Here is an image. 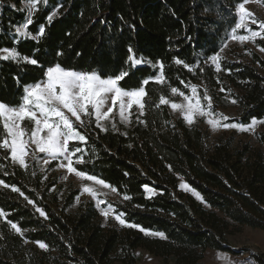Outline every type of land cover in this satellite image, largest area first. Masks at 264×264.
I'll use <instances>...</instances> for the list:
<instances>
[{"label":"trees","instance_id":"trees-1","mask_svg":"<svg viewBox=\"0 0 264 264\" xmlns=\"http://www.w3.org/2000/svg\"><path fill=\"white\" fill-rule=\"evenodd\" d=\"M24 1L0 0V102L21 105L25 88L56 65L102 78L128 71L119 86L145 88L143 113L134 111L130 123L116 118L102 128L92 117L79 127L86 139L68 144L74 168L114 188L121 200L112 205L140 227L103 224L92 202L67 212L78 190L61 195L46 171L14 162L11 150L0 147V209L7 214L0 216V264H140L138 249L161 264H201L209 249L235 253L229 236L243 227L264 231V131L257 135L261 147L233 146L224 137L211 144L201 126L161 103L173 101L172 89L189 94L196 85L215 105L228 94L238 107L236 121L264 119V56L252 51L249 62L223 60V73L208 62L236 27V8L245 0H41L28 25L33 37L22 38L16 28L29 15ZM255 43L264 48V39ZM3 49L38 64L5 60ZM130 55L145 62L132 67ZM160 63L163 83L155 80ZM3 122L0 144L7 136ZM181 178L203 199L182 190ZM247 261L264 264V253Z\"/></svg>","mask_w":264,"mask_h":264},{"label":"snow or ice","instance_id":"snow-or-ice-1","mask_svg":"<svg viewBox=\"0 0 264 264\" xmlns=\"http://www.w3.org/2000/svg\"><path fill=\"white\" fill-rule=\"evenodd\" d=\"M245 2H242L238 5V10L240 12V22L236 25V28L245 27L246 21L249 17L253 16L246 7ZM37 3V0H30L29 7H34ZM56 15L54 11L49 17L48 20L51 22L53 16ZM257 21L253 20V23ZM32 20L29 18L27 23L23 25V28L26 29L28 24H31ZM261 28H264V21H259ZM17 32H20L22 35L26 34L23 32L22 28H17ZM40 35H43L44 28L41 27L39 29ZM260 32H252L251 38H255L256 36H260ZM250 37L247 36H233V39H239L241 41L247 40ZM226 47V45H225ZM3 52L7 53V55L2 58L5 60L12 59L16 60L19 57V54L14 50L3 49ZM131 52V49H129ZM223 51V49H221ZM261 51H264V48H261ZM27 61L32 65L38 64L36 59H30L27 56L19 57ZM129 61H131V66L135 67L143 62H145L142 58L137 59L134 55H130L128 57ZM212 61L216 63L217 69L219 70L220 55L217 53L211 57ZM147 63H151V61H147ZM176 63H183L180 60H177ZM163 63H160L161 75L155 77L157 82L163 83ZM187 67V65H185ZM47 83L41 84L37 83L33 86H27L25 88L26 95L23 97V103L18 108H9L4 103L0 102V118H3V127L7 131V136L3 140V143L0 144V147L11 149L12 158L18 159L19 163L25 167H27L24 157L27 154L26 152V142L22 139L25 135L24 129L21 128V122L27 119L30 122H34V129L30 133V138L32 142L36 145V148L40 153H48L49 156L55 158L57 154L64 153L68 150L69 141L73 139L85 140L86 137L80 134L74 128L73 120L70 118L74 117L75 121L79 122V124H83L84 121L81 119L83 115H91L92 113L89 111V106L94 109L97 121L103 118H108L109 114L112 112V108H108L106 112H102L101 109L106 103L107 98L111 95L112 105L115 106L117 101L121 100V97L127 96L130 98L129 103L124 104L120 103V115L122 118L126 119L124 113L125 109H130L133 104H138L141 109H143L144 104L141 102V98L146 95V92L143 87L138 90H124L119 86V82L122 81L125 77L129 75L128 71H120L118 75L114 77L101 78V76L95 72L85 73V72H76L73 70H66L62 68L60 65H56L54 67H49L47 69ZM149 81L144 80L143 84H147ZM193 93L195 94L196 88L193 86ZM172 92H177V89H172ZM183 95V93H181ZM208 108H211V98H208ZM161 103H169L168 100L161 98ZM235 103V101H233ZM173 109L183 108L186 113V119L189 123L193 122V117L196 113L200 115H211V113H205L199 101L195 105L191 102L187 104V106H182L176 103H172ZM70 114V116L68 114ZM39 113V115H38ZM223 116V114H220ZM53 118H56L53 121ZM224 119H228L224 117ZM209 123L213 127L219 126V121L210 119ZM257 123H264V121H257L253 119L252 123L247 125L246 127L243 125H234V124H223L224 128H239L241 131H251L254 129ZM47 130V135L42 136L41 133ZM10 137V140H9ZM76 152H79L80 149L76 148ZM68 163L66 165L62 164L61 167H67L69 172H75L77 176L84 178L88 181H96L98 184L104 185L106 187H111L110 185H106L103 180H99L95 176L87 175L84 172L77 171L72 166L71 158H67ZM48 161L46 160L45 163ZM80 163H83V159L81 158ZM66 178V177H65ZM3 181H0V184H3ZM8 187V185H4ZM181 187H186L185 185H181ZM13 191L19 192L20 190L13 186ZM85 192L91 193L93 196L96 195V192L91 188L85 185ZM23 195V193H20ZM199 199H203V197L199 196L198 193H194ZM127 198V197H126ZM29 203H33L29 201ZM37 211L40 212L42 216H45L46 213L42 209L37 208ZM112 212L111 205L108 208L102 209V214L105 217H108ZM6 213L2 209H0V216H4L6 218ZM123 214H119L115 216V219L119 221L121 225H126L132 228H138L139 225L135 224H127V222L122 218ZM8 224L14 229L17 233L23 235L22 230L18 227L17 224L12 221H8ZM141 231H144L145 234H150L154 236H158L160 238H164L165 234L162 232H149L143 228H140ZM39 247L42 249H47L48 245L37 241Z\"/></svg>","mask_w":264,"mask_h":264},{"label":"rangeland","instance_id":"rangeland-1","mask_svg":"<svg viewBox=\"0 0 264 264\" xmlns=\"http://www.w3.org/2000/svg\"><path fill=\"white\" fill-rule=\"evenodd\" d=\"M40 1L41 0H37L35 6L31 8L29 7L30 0H26L23 2V7L28 11L29 15L28 18L23 23L17 26V28H22L23 32L26 33L22 35L20 32H18L19 37L22 38L33 37V35L28 31V26L26 29H24L23 25H25L27 23V20L31 18L32 13L36 10V6ZM245 7L251 13H253V16L247 19L245 27H240V28L235 27L231 31L229 38L225 43L226 47L224 45L222 48L223 51L219 52L220 55V60L218 61L220 65L219 70L217 69L216 63L212 61L211 57L208 60V62L212 64L220 73L224 72L221 65V62L223 60L249 62L251 60L250 56L252 51H255L260 55L264 56V51H261V49L257 47L255 43L258 38L264 39V28H261L259 23V21H264V0H247V2L245 3ZM236 11L238 15V21H237L238 24L240 22V12L238 10V6L236 8ZM253 20L257 22L253 23ZM254 31L260 32L261 35L256 36L255 38H251V33ZM234 35L237 37L247 36L250 38L241 41L239 39H233ZM1 55L5 56L7 55V53L1 51ZM38 83L46 84L47 77L45 80H42ZM33 85L35 84H31L28 86H33ZM193 86H195L196 88L195 94L193 93L192 90ZM193 86H191V91L189 94L183 93V95H181V93L179 92L173 93V101L169 102V105L175 117L181 116L185 118L186 113L183 108L173 109L171 106L172 103H176L182 106H187L189 102L195 105L197 101H199L202 110L205 113H211V115H200L199 113H196L193 117L192 123H189L186 118L185 120L188 124H198L199 126H201L207 132L208 139L211 144L214 143L217 139L224 137L230 139L233 146H240L245 143H250L255 147H261V144L258 142L257 135L258 133L264 131V123H257L254 129L251 131H241L239 128H224L223 124L225 123L234 124V125H243L246 127L247 125L251 124L253 120L248 124H243L235 120V118L238 117V107L236 102L233 103L234 100L228 94H226L224 97L228 99L224 101V103H220L219 105H215L214 101L211 99V108L209 109L208 108V103H209L208 98L210 97L209 94L206 93L205 96H201L202 93L201 91L198 90V87L196 85ZM138 89H134V90H138ZM144 97L145 96L141 98V102L143 104H144ZM129 101L130 98L124 96L121 97V100L117 101L115 106H113L111 95H109L105 105L101 109L102 112H106L108 108H112V112L109 114V117L97 121V117L94 109H92L91 106H89V111L92 114L91 115L82 114L81 119L84 121L82 125L79 124V122L75 121V118L71 117L70 114H68L67 112L66 114H68L70 118L73 120L74 128L77 131H79V127H84L85 125H88L92 117L95 118L96 123L102 128H106L108 123L114 124L116 118L119 121L128 124L131 121V116L134 111L138 113H143V109H144V107L143 109H141L138 104H133L130 109L128 108L125 109L124 115L126 119L122 118L120 115V103L123 102L124 104H127L129 103ZM7 106L9 108H18L20 105L16 107L9 105ZM221 113L223 114V116L220 115ZM224 117H227L228 119H224ZM55 119L56 118H53V121H55ZM210 119L218 120L219 126L213 127L209 123ZM257 121H264V119ZM21 128L24 129L25 131V135L22 139L26 142L27 154L24 157L26 165L37 171H46L47 176H49L52 181L57 182V185L54 187V189L58 190V192L61 195H63L65 192L69 190H78L79 193L75 197L73 204L67 209V212L75 213L76 211H78L79 206L82 203L92 202L100 211L103 224L116 225L119 227L126 226V225H121L119 221L115 219L116 215L122 213L117 212L115 207L112 205L113 202L121 200V197L118 195L117 191L114 188L106 187L104 185L98 184L96 181H88L84 178L77 176L75 172H69L67 167H61L62 164L66 165L68 163L67 158H71L72 161V153L69 151V149L64 153L57 154L55 158L49 156V154L46 152L40 153L36 148V145L32 142L30 138V133L34 129V122H30L27 119H25L24 121L21 122ZM80 134L82 133L80 132ZM41 135L46 136L47 130L42 132ZM71 141H82V140L73 139ZM46 160L48 161L47 163H45ZM14 162L19 163V160L15 159ZM105 184L109 185L106 182ZM85 185L91 187L96 192V195L93 196L91 193L85 192L84 191ZM181 185H185L186 187H181ZM179 186L182 190H184L187 193H192V194L197 193V191H195L185 181L184 178L180 179ZM146 190L149 195L155 193V191L152 188L147 187ZM109 205H111L112 212L108 217H105L102 214V209L108 208ZM229 243L232 249L235 251V253L209 249L205 252V256L201 261V264H249L250 262L247 261V258L250 256L251 253H255V254L264 253V231L245 226L242 228L240 232L229 236ZM137 254L139 255L140 264H161V258L151 255L149 252H147L144 249H138Z\"/></svg>","mask_w":264,"mask_h":264}]
</instances>
